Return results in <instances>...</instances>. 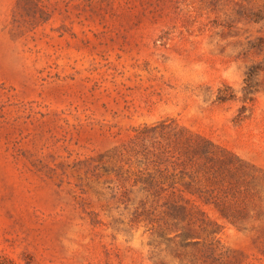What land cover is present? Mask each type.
<instances>
[{"label": "rangeland", "instance_id": "rangeland-1", "mask_svg": "<svg viewBox=\"0 0 264 264\" xmlns=\"http://www.w3.org/2000/svg\"><path fill=\"white\" fill-rule=\"evenodd\" d=\"M0 255L264 264V0H0Z\"/></svg>", "mask_w": 264, "mask_h": 264}, {"label": "trees", "instance_id": "trees-1", "mask_svg": "<svg viewBox=\"0 0 264 264\" xmlns=\"http://www.w3.org/2000/svg\"><path fill=\"white\" fill-rule=\"evenodd\" d=\"M0 264H17V263L11 258L0 255Z\"/></svg>", "mask_w": 264, "mask_h": 264}]
</instances>
